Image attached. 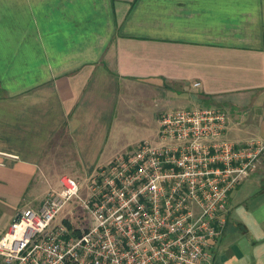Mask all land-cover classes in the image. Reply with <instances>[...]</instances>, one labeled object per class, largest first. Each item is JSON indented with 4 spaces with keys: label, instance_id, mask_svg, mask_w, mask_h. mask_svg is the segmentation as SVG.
I'll return each instance as SVG.
<instances>
[{
    "label": "crops",
    "instance_id": "0c3cea01",
    "mask_svg": "<svg viewBox=\"0 0 264 264\" xmlns=\"http://www.w3.org/2000/svg\"><path fill=\"white\" fill-rule=\"evenodd\" d=\"M210 106L228 140L264 139V0H0V237L133 149L138 118L154 139L162 113ZM228 205L212 264H264V157Z\"/></svg>",
    "mask_w": 264,
    "mask_h": 264
},
{
    "label": "built area",
    "instance_id": "2783aa9c",
    "mask_svg": "<svg viewBox=\"0 0 264 264\" xmlns=\"http://www.w3.org/2000/svg\"><path fill=\"white\" fill-rule=\"evenodd\" d=\"M225 111L162 113L154 139L81 181L60 176L38 209L15 213L0 237V264H212L230 194L264 157V139L224 136ZM75 198L84 213L57 221Z\"/></svg>",
    "mask_w": 264,
    "mask_h": 264
},
{
    "label": "rangeland",
    "instance_id": "374dc122",
    "mask_svg": "<svg viewBox=\"0 0 264 264\" xmlns=\"http://www.w3.org/2000/svg\"><path fill=\"white\" fill-rule=\"evenodd\" d=\"M176 104L177 105L175 106H179V107H182V106L193 107L191 101H185L184 98L178 100ZM150 123L151 122H149L147 118L146 119L143 117L141 119L138 118L136 122H134V125H133L134 127H132L131 129H128V131L124 133V137L121 135L122 139H125V140H127L128 138L129 139H142L143 138L144 140L150 139L149 138L150 133L152 134L154 132V128L156 127L155 124H154L155 126H152L150 125ZM128 124H130V122ZM131 144L132 143H129L130 146H132ZM128 150L130 151L131 148L130 149L128 148ZM81 195L82 197L87 198L86 191L82 190ZM71 211L74 213L76 211L77 216H81L84 213V211H82L80 207L78 206V202L76 198L75 200H72L70 203H68L63 209H61L59 215H57L56 217V220L61 221L63 217L68 218Z\"/></svg>",
    "mask_w": 264,
    "mask_h": 264
}]
</instances>
